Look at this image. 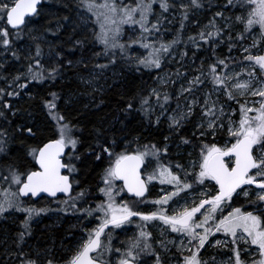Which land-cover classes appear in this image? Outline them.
<instances>
[{"label":"snow or ice","instance_id":"obj_1","mask_svg":"<svg viewBox=\"0 0 264 264\" xmlns=\"http://www.w3.org/2000/svg\"><path fill=\"white\" fill-rule=\"evenodd\" d=\"M40 3L41 0H0V21L5 22L4 26H0V52L10 53L17 61L21 60L19 50L13 47L11 30L14 29L19 38L23 31L21 26H27L26 17L39 15ZM156 4L161 10L159 13L154 8ZM176 7L172 0H78L83 26L87 28L91 23L98 27V30L93 29L94 40L103 45L104 54L111 57L110 63H117L116 50L119 49L121 58L127 55L129 67L134 65L138 72L142 69L164 71L162 62L165 57L175 59V53L170 50L180 42L179 38L162 42L154 37L161 31L162 21L168 20L164 13ZM178 7L182 32L190 13L205 5L203 0H180ZM208 7H212L211 3ZM237 7L246 9L247 15L235 14L234 19L233 15H225ZM153 16L155 19H150ZM236 23L244 25V29L236 31L234 37L232 32ZM254 24L260 25V39L253 40L248 46L240 44L243 55L234 56L237 41L246 39L245 33L250 32ZM125 25L133 33L139 29V33L130 36L127 43L121 42ZM31 38L35 43V51L29 50L24 57L28 61L26 71L18 70L9 82L13 90L0 88V95L17 96L19 92L15 89L26 87L29 81H55L61 76L63 52L55 51L50 46L49 55L59 59L46 66L42 62L45 53L40 37L33 35ZM84 42L75 39L73 47L82 46ZM188 42L196 49L192 53L193 64L198 58L197 53L205 45L211 54L207 60L200 58L201 63L195 69V75L185 77L186 86L181 84L175 97L177 107L169 113L168 102L173 97L167 91L162 93L158 87H152L146 95H139L138 107L136 97H132L121 111L125 114L139 111L152 123L154 111L159 108L155 123L159 125L161 116L167 114L170 134H175L179 140L175 145L177 149L182 145H192L199 149L198 157L192 158L189 152L187 165L174 163L168 158L171 151L168 143L170 136L164 137L165 143L161 147L157 143H141L138 136L134 140H129L127 136L117 139L115 134L109 137L103 128L96 129L95 147H90L88 151L98 161L108 160L100 177L102 186H98L104 199L95 208L79 207L78 202L88 192L82 189L71 195L72 181L62 170L66 169L68 173L77 171L73 160L80 159L77 155L80 141L75 135L76 126L55 111L59 93L51 92L52 99H45L43 106L55 120L56 131L47 142L41 140L36 146H27V155L31 156L35 165L24 171L12 162L0 166L3 168L0 170V216L10 210L27 214L24 231L18 233L17 240L13 242L16 248L5 247V255L12 258L11 264H61V259L51 248L38 251L36 258H33L20 247L25 242V236L30 235L29 222L32 217L48 211L46 208L25 207L22 198L37 197L41 193L53 198L58 193H64L66 199L60 201L62 207L59 211L78 212L85 218L94 213L100 214L95 217L99 223L90 230L85 229L87 239H83L71 258L64 259L63 264H112L105 256L113 252L118 254L116 264H165L163 253L170 251V245L176 247L180 256L175 264H209L202 258L201 249L212 243L209 237L216 233L223 234L224 239H216L215 245L228 247L232 253L226 264H264V79L261 78L264 77V52L251 51L264 43V0H225L223 7H217L213 12L208 24L188 37ZM133 45H139L147 54L131 56L128 49ZM221 45H226L227 55L217 53ZM179 57L176 62L180 68L174 73L165 76L157 73L161 84H168L172 75L177 78L185 76L180 69L187 63L185 58L188 52H180ZM67 64L72 66L73 61L68 60ZM235 66L240 67V71H236ZM0 67H3L2 62ZM243 74H246L247 79L243 78ZM21 79L25 80V84L19 83ZM201 92L202 101L198 95ZM152 97H155V103ZM247 97L259 99L249 100ZM181 100L184 101L183 105ZM68 102H71L70 98ZM233 103L239 106L238 120L235 119ZM197 108L200 118L189 137L184 134V128L192 122ZM3 109H8L13 116L16 114L8 102L0 108V118L8 121L7 124L0 122V160L10 154L11 143L17 139L23 143L24 139L36 137L40 131L35 125L13 127ZM224 131L228 139L219 145L215 137ZM208 137L213 140L209 141ZM69 148L72 151H66ZM65 156L68 160L64 159ZM117 181L122 183L118 185ZM153 182L162 186V195L151 201L156 206L154 210L141 211L137 205L148 202L145 194L150 192L149 186ZM125 190L137 199L121 198L118 202L116 197ZM240 197H244L251 210L245 209L244 204L234 206ZM165 206L172 209L171 214ZM133 217H139L142 222L137 224L138 234L130 237L124 247L114 248L112 230L132 224ZM154 221L164 226L161 235L165 238L156 241L160 250L154 246L153 234L146 226L148 222ZM168 232L176 233L177 237L167 239ZM105 236L107 241L102 239ZM241 243L244 247H241ZM146 257L150 258V262Z\"/></svg>","mask_w":264,"mask_h":264},{"label":"trees","instance_id":"obj_2","mask_svg":"<svg viewBox=\"0 0 264 264\" xmlns=\"http://www.w3.org/2000/svg\"><path fill=\"white\" fill-rule=\"evenodd\" d=\"M217 2L216 0H203L205 7L198 9L203 11V18L213 15ZM209 3L212 5L211 8L208 7ZM78 9V4L74 0H44V3L39 8V15H36L27 23L26 27L22 28L23 31L19 38L16 37L15 31H11L13 47L19 50L21 60L17 61L10 53H7L6 61L3 62V67H0V88L12 91L13 89L9 87V82L12 77L16 75L18 70L26 71L28 61L24 59V51L21 47L25 43H34L31 38L33 35L40 37L41 47L45 53L44 57L48 55L46 60L44 57L42 58V62L48 66L54 60L59 59L49 55V48L51 46L55 51L63 52L64 56L62 59L64 66L61 76L57 77L55 81H29L26 87H17L15 89L19 92L17 96L9 97L7 95H0V108H2L3 103L8 102L16 110V114L13 116L8 109H3L10 118L13 127L15 125L28 124L30 126L35 125L40 130L36 137L26 138L23 140V143L21 139H17L11 143L10 154L0 160V163L3 166L9 162L15 163L21 171L34 166L31 156L27 155L26 148L28 145L36 146L41 140L47 142L48 138L54 136L56 122L49 116L48 110L44 108L43 101L45 99H52L51 92H57L60 98L56 101L57 109L55 111L65 116L68 121L76 126L75 135L80 141L78 143L77 154L81 156L82 160L78 166L79 172L72 177V182L76 184V193L82 189H86L88 195L84 197L82 202H78V206L93 208L94 204L101 200L97 192V187L102 186L100 177L103 169L108 164L107 159L98 161L88 151L90 147H95L96 129L103 128L107 131L109 137L115 134L117 139L121 136H127L129 140H134L138 136L141 143H157L161 147L165 143V136H170V140L168 141L170 143L179 142V140L178 137L166 132L162 125L154 126L153 123H149L148 118L143 113L134 110L130 114H125L121 111L130 98L136 97L138 107L139 95H146L152 87H158L159 80L157 79V73L160 75L162 72L159 69H142L138 72L134 65L129 67L128 59L125 61L119 60L117 63L119 65L120 77L118 81L109 84L106 90L100 93L92 92L89 91L88 87L80 83L79 78L86 77L96 70L99 57L103 52L99 43L95 42L93 33L88 31L89 29L83 30L77 25L76 13ZM237 9L239 10L240 8L237 7ZM244 10L246 11V9ZM177 11L180 13V10ZM196 11L193 10L190 13L189 20L184 22L185 27L182 32L180 30L181 16L177 21L178 27L175 38H179L180 43L185 46V49L190 45V42H188L189 31L193 33L196 31L195 27L198 21ZM65 17L69 19L65 20ZM191 23H194L195 27L193 29H189ZM58 24L60 25L59 28L57 27ZM0 26H3L2 21H0ZM48 29H52L53 31H47ZM252 30L261 31L260 25L254 24L250 31ZM75 39H82L85 42L82 46L73 47ZM70 41L72 42L70 43ZM227 51L226 45H221L217 48L218 54L227 55ZM210 54L211 50L205 45L201 56L207 60ZM233 55L240 56L237 48L234 49ZM68 60L73 61L72 66L67 64ZM19 83L25 84V80L21 79ZM72 95L71 102L66 103V96ZM152 101L153 103L155 102V97H152ZM0 122L8 123L3 118H0ZM189 128L190 124H187L184 128L185 135L189 136ZM121 147H123V144H121ZM184 147L186 148V146ZM117 150L119 151V149ZM169 158L174 163L176 162V159L172 156ZM153 187L154 185L150 187V192L147 196L152 197ZM128 200L133 199L129 198ZM93 202L95 203L93 204ZM137 207L142 210L144 209L140 204ZM92 218L93 216L86 217V220H91ZM40 226L44 228L42 231L39 229ZM40 226H34L31 237L25 239V242L20 245L24 251L26 244H33L38 235L40 237L36 241L37 243H41L42 246L49 245L46 239L48 241L53 240L55 245L62 242L64 246H67L71 242V239L65 240L66 236L76 235L81 227V225H78L75 229H68L69 224L65 222L57 228L46 219L42 221ZM14 231L15 229L12 226L0 224V252H2L5 246H8L5 243L7 241L12 245L10 248H16V244L13 242L17 239L13 241L9 237ZM137 232H139L138 229ZM117 240L123 247L128 241V238L117 235L113 243ZM65 254L61 251L55 252L57 257H63ZM146 259L150 262V258L146 257Z\"/></svg>","mask_w":264,"mask_h":264},{"label":"rangeland","instance_id":"obj_3","mask_svg":"<svg viewBox=\"0 0 264 264\" xmlns=\"http://www.w3.org/2000/svg\"><path fill=\"white\" fill-rule=\"evenodd\" d=\"M74 1L78 4V0H74ZM216 1H218L216 4V10H217V7L222 8L224 3H225V0H216ZM172 2L175 3L177 5V7L171 9L167 13H164V15L166 17H168V20L162 21L163 27H162L161 31L155 34L154 39H156L157 41L168 42V41H171L172 39H174L176 37L175 35H176L177 27H178L177 21L180 18L179 11H177V10H180L178 7L180 0H172ZM186 2H187V0H186ZM154 8H155L157 13H159L161 11L159 9L158 4L154 5ZM175 9H177V10H175ZM81 11L82 10L79 8L78 12L76 13L77 25L79 27H81V29H83V30L89 29L88 31H90L91 33H93V29L95 27H96V30H98V27L96 25L94 27V24H91V23L89 24V26L87 28H85L83 26V24L81 22V17H80ZM240 13L247 15V12L241 8L239 10L237 8L232 9L229 12H226L225 15H233V19H234V15L240 14ZM196 16L198 17L197 18L198 23H196V27L194 26V23H191L189 25V29H193L195 27L196 31H194V33L189 31L188 36H191V35H194L195 33H197L200 30V28L203 27L204 25L208 24V21L212 18V15L208 16L206 18H203V11H200V10L196 11ZM150 19L154 20L155 16L150 17ZM168 21H171V23H169ZM2 23L4 26L5 22L2 21ZM172 29H174V30H172ZM243 29H244V25L236 23L234 30L232 32V35L235 37L236 31H243ZM138 33H139L138 28L136 30V33H133L129 30L128 26L125 25L124 26V33L121 36V42L127 43L130 36L136 35ZM245 35H246V39H244L243 41L237 42V44H238L237 50H238V53L240 54V56H242L243 53L241 52L239 45L243 44L244 46H248V45H251L253 43V40H259L260 36H261V31L260 30H252L250 32L245 33ZM184 42H186V40H184ZM182 45L183 44H181L179 42L178 44L174 45L172 50H170V51L175 53V59L174 60H171L168 57H165V60L162 62L163 67H164V71L161 72L160 76H165L166 74L174 73L177 68H180V64H178L176 61H178L180 58L179 53L186 50L188 52V57L185 58L187 63L185 64V67L180 69L181 72H183L185 74V76L181 77V78H177L175 75H172L171 79L169 80V83L166 85H163L160 83V81H158L159 90L162 93L167 91L173 97L168 102L169 113L171 112L172 109H175L177 107V101H176L175 97H176L177 93L179 92L181 84H185V86H186L185 77L191 78V76L195 75L196 74L195 69L197 67H199V65L201 63L200 58H204L201 55L203 54V50H204L205 46L203 49H201L197 53L198 58L195 60V64H193L192 63V53L196 52V49L191 45V43L187 49H185V46L184 45L182 46ZM99 46L102 48L103 54L99 57V62L97 64L96 70L93 71L92 73H90L88 76L78 79L80 81V83L83 84V86L88 87L89 91L98 92V93H100L103 90H106V88L109 87V84H113L114 82L118 81V79L120 77L118 63L111 64L110 63L111 57L109 55L104 54L103 45L99 44ZM158 46H159V44L157 43V47ZM21 49L24 51L23 53H24V56L26 57L29 50H31L32 52L35 51V46H34V43H25L21 47ZM258 50L264 52V43H260V44H258L257 48L251 49V51L253 53H256ZM116 54H117V61H119V60L125 61L127 59V55L124 58H121L120 53H119V49L116 50ZM128 54H130L131 56H137V55H141V54L146 55L147 53H146V50L143 49L142 47H140L139 45H133L131 48L128 49ZM6 56H7V53L0 52V62L3 63L4 61H6L5 60ZM47 56L48 55H46L44 57L45 60H46ZM243 63L247 64L246 61H244ZM100 65H107V67H99ZM235 67H236V71H240V67H238V66H235ZM243 78L247 79L246 74H243ZM261 78L264 79V77H261ZM172 81H175V83H173ZM209 87H210V85H209ZM198 95L200 96L201 101H202L203 92L198 93ZM72 97H73V95L72 96H66V99H65L66 103H69L68 102L69 98L71 99ZM241 99H243V98H241ZM247 99L257 100L259 98L258 97H247ZM180 103H181V105H183L184 101L181 100ZM256 106L258 107L259 105L257 104ZM233 107L236 109L235 119L238 120L239 119V106L233 103ZM159 111H160L159 108H156L154 111V114L152 116V123L154 126L157 125L155 123V118H156V115L159 114ZM251 115H254V113H251ZM199 118H200L199 108H197L196 109V115L192 118V122L189 123L190 128L188 130V134L190 137L192 136V132L195 128V124L199 120ZM160 125H162L164 127V130L166 132L170 133L169 122L167 120V114H165L164 116H161ZM186 126L187 125H185V127ZM55 131H56V129H55ZM170 135L175 136V134H170ZM193 139H196V138L193 137ZM207 139L209 141L213 140L212 137H208ZM227 139H228L227 132L224 131V132L219 133L215 137V142H217L219 145H222L224 143V141ZM198 142L199 141H197V143ZM168 143H169L170 149H171L169 157L172 156L173 158H175L176 162L183 163V164L187 165V163L190 159L189 155H188L189 152L192 153V158H196L199 155V149L193 147L192 145H188V146H186V148L182 145L179 149H177V147L175 145L179 142H175V143L168 142ZM77 148H78V145H77ZM68 151L70 152L72 150L69 148ZM66 160H68L67 156H66ZM81 160H82L81 156H80L79 160H73L77 171L70 173L71 176L78 174V172H79L78 166L81 163ZM153 164H154V162H153ZM0 166H3V165H1V163H0ZM0 170H3V168L0 167ZM150 170H151V168H149V171ZM117 184L119 185L121 183H119L117 181ZM152 185H154V187L152 188L153 189L152 197L146 196L148 202L140 204V205H142V207H144L143 210L140 209L141 211L147 212V211L154 210L156 206L153 205L151 203V201L153 199L157 198L159 195H162V193L160 191L162 186L157 182H153ZM152 185H150L149 187H151ZM97 192H98L100 199L103 200L104 196L102 193L99 192L98 187H97ZM75 194H76V190L74 189V193L72 195H75ZM121 198H124L127 200L129 199V197L126 195L125 192H122L120 195H118L116 197V200L119 202L121 200ZM64 199H66V198H64ZM64 199L63 198H57L55 200L42 199V200L35 202V203H30L28 201H25V204H24L25 207L48 209V211L42 212L39 215H34L32 217L31 221L29 222L30 235L25 236V239L31 237V233L33 230L32 228L36 225L40 226L44 219H46L47 221H49L50 223L55 225V227H57V228L59 227V225L61 226L65 222H68V224H69L68 229H75L78 225H81L79 232L76 235L66 236L65 240L71 239V242L67 246H64L62 244V242L55 245L53 240L48 241L47 239H46V241L49 242V245L42 246L41 243H37V241H36V239L40 237L38 235L35 238V242L33 244H30V245L26 244V246H25V252L29 253L33 258H36V254L38 251H41V250L47 249V248H51L54 253L56 251H61L63 254L66 253L63 257H58L61 259V264H63V260L71 258V255L79 247V245L82 243L83 239H87L88 233L85 229L90 230V229L94 228L99 223V220H97L95 218L96 216L100 215L99 213H94L93 218L91 220H86V218L78 212L77 213H73V212H67L66 213L63 211H59V209L62 207V204L60 203V201H63ZM130 199H133V198H130ZM133 200H135V199H133ZM79 202H82V200ZM98 202L99 201H97L96 203L93 202V204L95 203L93 208L96 207V204ZM241 204L245 205V209L251 210L248 207L244 197H240L239 199H237L235 201L234 206H240ZM165 208L169 212V214H171L172 209L168 208L167 206H165ZM26 216H27V214L25 212L15 211V210H10L4 216H0V224H8L9 226H12L15 229V231L9 235V237L12 238L13 241L18 238V233H20L21 231H24V221L26 219ZM138 223H142L140 221V219H133L132 224H127L122 229H113L112 230V232H113L112 241H111L113 247L116 248V246H117V247L122 248V246L118 240L113 243V241L117 237V235H121V236L127 237L129 239L133 235L137 234L138 233L137 232V229H138L137 224ZM146 226H147V229L150 232H152V234H153L152 242H153L154 246L157 247V250H160L159 246L156 245V241L159 239L165 238V237H162V235H161V232H162L164 226L161 225L159 221L148 222ZM39 229H40V231H42L44 228H42V226H40ZM114 236H115V238L113 239ZM176 237H177L176 233L168 232L166 238L167 239H174ZM216 239H224L223 234L216 233L214 236H210L209 240L212 241V243L206 244L205 248L201 249V256L204 260H207L209 262V264H226L228 257H230L232 255V253L228 247H224L221 245H215L214 242ZM103 240L107 241V237L105 236ZM5 243L8 244L7 247L12 246L8 241ZM125 245L126 244H124V246ZM169 247H170V251L163 253L164 262H165V264H175L176 260H178L180 258L179 253L177 252L176 247H174L172 245H170ZM241 247H244L243 243H241ZM185 254H187V252H185ZM117 255L118 254H116L114 252L108 253V254H106L105 258L110 259L112 264H116ZM41 258L43 259V257H41ZM11 259H12L11 257L5 255V248H4L2 250V252H0V262H5V264H11Z\"/></svg>","mask_w":264,"mask_h":264},{"label":"water","instance_id":"obj_4","mask_svg":"<svg viewBox=\"0 0 264 264\" xmlns=\"http://www.w3.org/2000/svg\"><path fill=\"white\" fill-rule=\"evenodd\" d=\"M43 4V0H41V3H40V5H38V9L41 7V5ZM36 15H33V16H30V17H26V20L27 21H30L32 18H34ZM24 26L22 25L21 26V28H23ZM13 31H15L14 29H12ZM67 151V150H66ZM34 165H35V162H34ZM62 172L64 173V174H67V170L66 169H64V170H62ZM71 180V179H70ZM120 182V181H119ZM120 183H122V182H120ZM72 191H73V185H72ZM125 193L129 196V197H131V198H134V199H137V198H135V197H133V196H131L130 194H128L127 192H126V190H125ZM72 194V193H71ZM146 196H147V193L145 194ZM59 197H63V198H66L65 197V194L64 193H58L57 194V197H55V198H53V197H50V196H48V194L47 193H41L39 196H37V197H32V198H27V197H25V198H22L23 200H31V201H33V202H35V201H38L39 199H41V198H45V199H48V200H53V199H57V198H59ZM132 219H139V217H133ZM108 230L106 229V232H107ZM93 254V253H92ZM91 254V255H92Z\"/></svg>","mask_w":264,"mask_h":264},{"label":"flooded vegetation","instance_id":"obj_5","mask_svg":"<svg viewBox=\"0 0 264 264\" xmlns=\"http://www.w3.org/2000/svg\"><path fill=\"white\" fill-rule=\"evenodd\" d=\"M40 201V200H39Z\"/></svg>","mask_w":264,"mask_h":264}]
</instances>
